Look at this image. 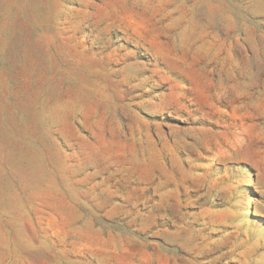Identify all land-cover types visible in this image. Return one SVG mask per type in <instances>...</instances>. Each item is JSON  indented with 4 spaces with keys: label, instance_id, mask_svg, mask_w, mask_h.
<instances>
[{
    "label": "rangeland",
    "instance_id": "374dc122",
    "mask_svg": "<svg viewBox=\"0 0 264 264\" xmlns=\"http://www.w3.org/2000/svg\"><path fill=\"white\" fill-rule=\"evenodd\" d=\"M0 264H264V0H0Z\"/></svg>",
    "mask_w": 264,
    "mask_h": 264
}]
</instances>
